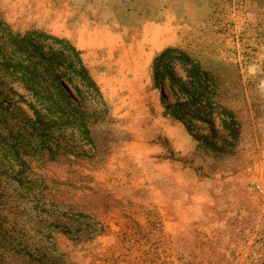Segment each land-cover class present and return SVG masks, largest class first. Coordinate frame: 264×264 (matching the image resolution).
Wrapping results in <instances>:
<instances>
[{
  "label": "rangeland",
  "instance_id": "1",
  "mask_svg": "<svg viewBox=\"0 0 264 264\" xmlns=\"http://www.w3.org/2000/svg\"><path fill=\"white\" fill-rule=\"evenodd\" d=\"M0 18L70 41L100 89L63 81L62 120L0 96V264H264V0H0Z\"/></svg>",
  "mask_w": 264,
  "mask_h": 264
},
{
  "label": "trees",
  "instance_id": "2",
  "mask_svg": "<svg viewBox=\"0 0 264 264\" xmlns=\"http://www.w3.org/2000/svg\"><path fill=\"white\" fill-rule=\"evenodd\" d=\"M48 38H53L56 42H60L61 46L59 49L50 47L49 51H46L48 44L45 41ZM163 55L165 56V54ZM176 56L174 58L175 61L183 62L182 68L192 78V83L203 88L204 84L207 83L206 81L211 77L210 72L201 68L197 62L182 52H179ZM175 67L173 65L169 70L166 69V72L161 71L159 65H157L155 73V78L158 81L163 79L164 76H168L169 79L171 78L170 86L173 92V83L177 81ZM75 76L80 77L84 84L91 85V92L95 90L100 93L97 83L93 80L83 62L80 51L70 41L51 37L39 31H30L26 34L17 33L10 27L7 21L0 18V96L4 100L7 99L14 103L15 105L13 107H17L20 100H25V94L19 91V88H21L26 94H31L38 98L50 99L51 105H46L38 99L42 108L37 110V106H34L37 115L40 116L39 112H42L43 108L52 115L56 112H63L66 107L61 103L62 91L59 86L61 84L63 85V81H69L75 87L73 83ZM210 81L212 82L211 78ZM78 92L80 93V91ZM214 93L215 89L208 92L210 95L208 98L212 97ZM189 96L195 100L197 97H204L201 93L197 94L196 91ZM200 101L202 102L201 99ZM73 110L71 109L70 113ZM65 114L64 111L59 119L62 120ZM226 114L231 123L236 124L234 116L231 113ZM41 120L42 118L39 119V121ZM53 122L55 121L53 120ZM70 125L77 126L81 130V134L85 137L89 133L85 121H72ZM224 125L229 128L228 130L232 131L228 125V121L224 120Z\"/></svg>",
  "mask_w": 264,
  "mask_h": 264
}]
</instances>
